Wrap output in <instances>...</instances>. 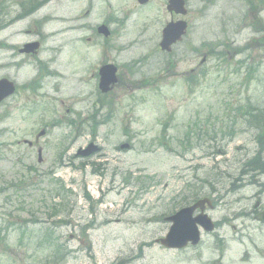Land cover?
<instances>
[{"label":"rangeland","instance_id":"obj_1","mask_svg":"<svg viewBox=\"0 0 264 264\" xmlns=\"http://www.w3.org/2000/svg\"><path fill=\"white\" fill-rule=\"evenodd\" d=\"M187 3L174 18L188 33L165 53L167 0H2L0 79L17 90L0 107V264H264V128L249 115L264 111V0ZM31 41L38 53L20 54ZM105 63L119 81L103 94ZM91 141L101 151L74 158ZM204 195L215 231L155 242Z\"/></svg>","mask_w":264,"mask_h":264},{"label":"water","instance_id":"obj_2","mask_svg":"<svg viewBox=\"0 0 264 264\" xmlns=\"http://www.w3.org/2000/svg\"><path fill=\"white\" fill-rule=\"evenodd\" d=\"M141 3H145L148 0H139ZM168 10L171 12L185 14V1L184 0H168ZM187 24L184 21H177L169 23L163 30V38L160 46L163 50H171V45L181 39L182 35L185 34ZM100 33H104L106 36L109 35V31L105 26L99 28ZM38 44H32L25 49L26 52L36 50ZM116 69L113 66H105L101 69L102 75L100 87L104 92L109 90V85L116 81L115 78ZM15 91L14 84L6 79L0 80V103L6 97L13 94ZM128 147L123 145L122 148ZM96 146L91 144L86 151L80 152L83 155H89L95 152ZM206 204L212 207L211 201L208 198L202 199L194 203L190 207H185L179 210L174 215L167 218L168 221L172 222L170 230L165 238L161 239L160 242L167 248H183L191 242L192 245H197L200 241V231L198 225L202 226L205 231H212L214 229V223L212 219L204 213ZM200 209L201 212L197 216H193L195 210ZM257 218L264 223V212L257 215Z\"/></svg>","mask_w":264,"mask_h":264},{"label":"trees","instance_id":"obj_3","mask_svg":"<svg viewBox=\"0 0 264 264\" xmlns=\"http://www.w3.org/2000/svg\"><path fill=\"white\" fill-rule=\"evenodd\" d=\"M249 114L253 117V119L257 123L258 128H264L263 127L264 126V111H260V109H258L256 112L254 110L250 111ZM253 163H261V166L264 167V164L261 162V159L259 156L253 160ZM247 167H249V166L244 163L243 169H245ZM57 249H59V246H57Z\"/></svg>","mask_w":264,"mask_h":264},{"label":"bare ground","instance_id":"obj_4","mask_svg":"<svg viewBox=\"0 0 264 264\" xmlns=\"http://www.w3.org/2000/svg\"><path fill=\"white\" fill-rule=\"evenodd\" d=\"M54 22H55V26H59L60 25L61 27H63L62 24H60L57 20H55ZM66 25H67L66 26L67 30H69V31L72 30V32L75 31L76 28H77V24L75 25L73 22H67Z\"/></svg>","mask_w":264,"mask_h":264}]
</instances>
